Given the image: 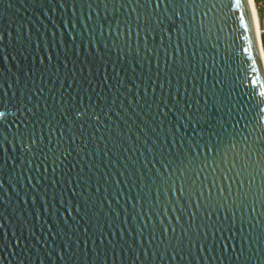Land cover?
<instances>
[{"label":"water","instance_id":"water-1","mask_svg":"<svg viewBox=\"0 0 264 264\" xmlns=\"http://www.w3.org/2000/svg\"><path fill=\"white\" fill-rule=\"evenodd\" d=\"M0 264H264L255 0H0Z\"/></svg>","mask_w":264,"mask_h":264},{"label":"trees","instance_id":"trees-1","mask_svg":"<svg viewBox=\"0 0 264 264\" xmlns=\"http://www.w3.org/2000/svg\"><path fill=\"white\" fill-rule=\"evenodd\" d=\"M258 16L261 21L264 20V0H255ZM262 42L264 47V31L262 33Z\"/></svg>","mask_w":264,"mask_h":264},{"label":"rangeland","instance_id":"rangeland-1","mask_svg":"<svg viewBox=\"0 0 264 264\" xmlns=\"http://www.w3.org/2000/svg\"><path fill=\"white\" fill-rule=\"evenodd\" d=\"M258 26H259V31H260V34H261V37H262V33L264 31V20L261 21L259 16H258Z\"/></svg>","mask_w":264,"mask_h":264}]
</instances>
